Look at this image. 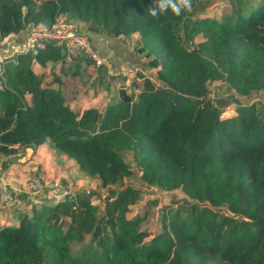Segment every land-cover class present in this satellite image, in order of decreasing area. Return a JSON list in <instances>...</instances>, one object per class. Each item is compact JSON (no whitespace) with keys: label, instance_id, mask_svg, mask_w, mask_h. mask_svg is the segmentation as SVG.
<instances>
[{"label":"trees","instance_id":"16d2710c","mask_svg":"<svg viewBox=\"0 0 264 264\" xmlns=\"http://www.w3.org/2000/svg\"><path fill=\"white\" fill-rule=\"evenodd\" d=\"M152 2L0 0L2 39L64 15L91 34H137L159 83L147 78L137 100L122 91L105 113L78 114L35 71L64 59L53 43L6 58L0 155L49 144L108 193L103 208L78 191L1 226L0 264H264V100L223 117L208 88L221 81L240 97L264 94V0H238L221 19L187 10L152 17ZM124 152L135 155L144 184L181 191L191 203L165 207L155 235L141 228L143 217L128 216L140 189L112 188L133 174Z\"/></svg>","mask_w":264,"mask_h":264},{"label":"rangeland","instance_id":"374dc122","mask_svg":"<svg viewBox=\"0 0 264 264\" xmlns=\"http://www.w3.org/2000/svg\"><path fill=\"white\" fill-rule=\"evenodd\" d=\"M194 1H197V4L191 9V13H195V19H221L230 14L231 7L238 0ZM259 1L261 0H243L245 3ZM45 27L47 26H39L36 30L41 34L48 29ZM55 27L65 36L71 33L85 36L97 57L109 60L114 74L121 75L130 67L145 72V76H141L138 83L136 79H130L127 84L123 76L109 79L106 68H98L93 59L82 50V44L70 42L69 39L53 42L64 54V59L48 63L45 67H37L35 71L42 77L44 85L61 89L76 113L81 114L91 107L105 113L109 105L120 100L122 91L137 100L147 78L153 79V83H158L157 70L149 67L152 57L147 58L145 53H139L142 46L139 35L111 38L104 30L91 34L88 24L68 15L61 16ZM32 31L11 35L5 39L0 37V69H3L6 58L16 57L18 46L26 41ZM195 41L199 43L204 41V38L200 36ZM84 58L89 61L84 62ZM74 71L76 74H73ZM208 88L211 99L221 109L223 117L234 115L239 104L249 105L256 99L264 100V94L261 92H255L250 98L240 97L228 84L221 81L209 82ZM123 156L132 165L133 174L112 188L121 190L130 186L140 189L128 216L143 217L141 228L155 235L162 230L163 213H168L165 207L190 208L191 203L181 191L168 193L144 184L135 155L132 152H124ZM78 191L91 193L94 204L104 207L108 188H103L99 181L83 173L72 158L55 151L51 145L45 144L38 148L17 147L13 148V155L10 157L0 155V224L3 221L15 224L25 211H31L35 205H54ZM3 196H9L11 200H4Z\"/></svg>","mask_w":264,"mask_h":264},{"label":"built area","instance_id":"2783aa9c","mask_svg":"<svg viewBox=\"0 0 264 264\" xmlns=\"http://www.w3.org/2000/svg\"><path fill=\"white\" fill-rule=\"evenodd\" d=\"M39 27V26H38ZM37 28V27H36ZM36 28H34V30L29 33L26 41L24 43H22V45L19 47L18 46V52H26L29 50H33L36 47H42L44 45V43H55L57 41H59L60 39H69L70 42H77L79 44H82V50H84V52L88 55V57L93 59L94 64L100 68V67H104L107 70L109 79L115 77V76H123L126 78L127 84L130 83V79H136V82H140L141 80V76H145V72H143V70H137L134 69L132 67L127 68L125 71H123L120 74L113 73L112 70V65L106 60L104 59H100L97 57V55L95 54L94 50L91 49V47L89 46L88 43V39H85V36H80V35H75L73 33L68 34V35H63V33L58 30L55 25L53 27H45L48 28L46 30H44L43 33H38ZM42 28V27H41ZM153 80V79H151ZM155 82V81H154ZM4 200H11L9 196H3Z\"/></svg>","mask_w":264,"mask_h":264},{"label":"clouds","instance_id":"9594fccd","mask_svg":"<svg viewBox=\"0 0 264 264\" xmlns=\"http://www.w3.org/2000/svg\"><path fill=\"white\" fill-rule=\"evenodd\" d=\"M191 9V0H154L146 10L150 16L156 17L169 10L179 16L182 11H191Z\"/></svg>","mask_w":264,"mask_h":264},{"label":"crops","instance_id":"0c3cea01","mask_svg":"<svg viewBox=\"0 0 264 264\" xmlns=\"http://www.w3.org/2000/svg\"><path fill=\"white\" fill-rule=\"evenodd\" d=\"M93 40H95V39H93ZM97 51V50H96ZM98 52V51H97ZM18 223V222H17ZM17 223H12V225H17ZM5 225H11V224H9L8 222H6V221H3L1 224H0V226H5Z\"/></svg>","mask_w":264,"mask_h":264}]
</instances>
